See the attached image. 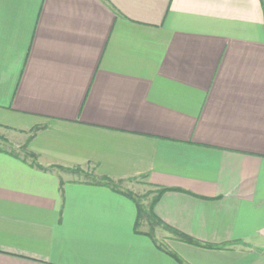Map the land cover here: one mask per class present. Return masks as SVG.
<instances>
[{
  "label": "crops",
  "instance_id": "obj_1",
  "mask_svg": "<svg viewBox=\"0 0 264 264\" xmlns=\"http://www.w3.org/2000/svg\"><path fill=\"white\" fill-rule=\"evenodd\" d=\"M35 129L43 168L176 190L156 216L214 247L158 228L185 264H264V0H0V131ZM2 150L0 264H180L132 200Z\"/></svg>",
  "mask_w": 264,
  "mask_h": 264
},
{
  "label": "trees",
  "instance_id": "obj_2",
  "mask_svg": "<svg viewBox=\"0 0 264 264\" xmlns=\"http://www.w3.org/2000/svg\"><path fill=\"white\" fill-rule=\"evenodd\" d=\"M39 130L40 129H35L31 132L30 137L28 138L26 144L23 145L19 151H11L10 153L12 155L18 157V158H22V160H24L26 162H30V164L33 167H36V168L43 170V171L54 172V171L58 170L62 173L68 172L71 174L79 175L80 177L84 176L85 180H83V182H85L87 184L106 187V188H108V189H110L116 193H119V194L127 197L128 199L132 200L136 204L137 209H138V220L136 223L135 232L138 234H144V235L149 236L154 241V243H156V245H158V247L160 249L167 252L174 259H176L180 264H185V262L179 256H177L175 253H173L171 251H167L166 249H163L162 246H160L157 243V240L155 237H156V230L158 228H162L165 231H168L175 238H177L179 241H181L183 243L193 245V246H197V247L207 248V249L214 248L213 246L203 244L199 241H196V240L188 237L185 234L178 232L177 230H174L173 228L166 225L162 220H160L156 216L155 207L159 203L161 198L166 193L176 191V190L166 189V188L158 189L155 192V196H154L152 202L150 203V205L148 207H146L141 203L140 198H138L134 193H132L130 191L123 190L121 188L122 183L125 181H115L109 177L97 176L95 173L89 174V173L85 172L82 168H64L62 166H52L51 168H43L38 163L39 156H37L36 154H34L28 150V146H29L30 141L36 136V134L38 133ZM0 151H4V150H2L0 148ZM80 181H82V180H80ZM63 187H64V182L61 181V190L63 189ZM146 227H148L147 230H146Z\"/></svg>",
  "mask_w": 264,
  "mask_h": 264
},
{
  "label": "rangeland",
  "instance_id": "obj_3",
  "mask_svg": "<svg viewBox=\"0 0 264 264\" xmlns=\"http://www.w3.org/2000/svg\"><path fill=\"white\" fill-rule=\"evenodd\" d=\"M2 131H0V148L1 149H5V150H8V151H19L20 148H17V146H15L14 144H12V141L10 139H8V137L6 135H4L3 133H1ZM3 134V135H2ZM5 141H4V140ZM83 169V168H82ZM85 172L89 173V174H94L93 171L89 170V169H86L84 168L83 169ZM63 177L65 179H72V180H75V179H78V180H85V177L84 176H79V175H76V174H71V173H68V172H63ZM138 180V179H136ZM123 190H126V191H130L132 193H134L138 198H140V201L141 203L148 207L150 205V203L152 202L154 196H155V192L149 190L147 187L143 186V185H138V184H131V182H123L122 183V187H121ZM148 227H146V230H147ZM156 236L158 237V239H161L162 237V233L160 231H158L156 233ZM158 242L161 243L160 240H157Z\"/></svg>",
  "mask_w": 264,
  "mask_h": 264
}]
</instances>
